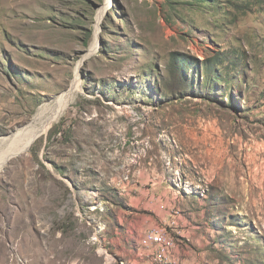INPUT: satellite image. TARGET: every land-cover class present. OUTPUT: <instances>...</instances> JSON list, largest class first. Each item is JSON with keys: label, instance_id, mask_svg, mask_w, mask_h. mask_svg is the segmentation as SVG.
<instances>
[{"label": "rangeland", "instance_id": "374dc122", "mask_svg": "<svg viewBox=\"0 0 264 264\" xmlns=\"http://www.w3.org/2000/svg\"><path fill=\"white\" fill-rule=\"evenodd\" d=\"M231 52L239 72L206 74ZM78 65L64 116L0 168V264H160L152 234L161 262L184 241V264H264V0H0V152ZM174 191L189 242L160 223Z\"/></svg>", "mask_w": 264, "mask_h": 264}, {"label": "bare ground", "instance_id": "6f19581e", "mask_svg": "<svg viewBox=\"0 0 264 264\" xmlns=\"http://www.w3.org/2000/svg\"><path fill=\"white\" fill-rule=\"evenodd\" d=\"M100 14L97 19L94 32V41L89 49L87 57L95 54L98 50L97 35L99 34V23L101 19ZM90 58V57H89ZM79 65L75 68L74 79L68 90L62 92L60 95L54 97L50 103L40 106L37 112L32 117L31 121L19 129L17 133L12 136L5 149L0 152V168H3L6 161L16 155L25 153L32 143L42 137L48 132L51 126L66 112L69 105L78 93V72Z\"/></svg>", "mask_w": 264, "mask_h": 264}, {"label": "crops", "instance_id": "0c3cea01", "mask_svg": "<svg viewBox=\"0 0 264 264\" xmlns=\"http://www.w3.org/2000/svg\"><path fill=\"white\" fill-rule=\"evenodd\" d=\"M256 111L253 113V115L251 116L252 121L251 123L255 126H258L259 123L261 122V120H264V109L262 108H258L257 106H255ZM181 192V190H180ZM162 192L158 193L156 192L153 196L154 199L151 198V202H153L155 205V208L158 209V206L160 207V205H162L163 203V198H162ZM181 193H178V191H174L173 195L171 196L172 198V203L174 205H178V206H174L172 204V211H170L169 208H167V211H163L160 215V223L166 226H174V228H177L178 233L180 234L181 237L185 238L187 240V242H189L190 240V229L189 227H191V222L189 221V219H191L192 217L189 215V208H181V201L183 200L180 197ZM202 202L205 203V200L202 199ZM159 204V205H158ZM158 205V206H157ZM150 206V201H148V203L146 204L145 208H148ZM208 210V205H204V208L202 209V226L204 227L206 225L207 221L209 223V217L208 215L206 216V211ZM204 229V228H203ZM203 230L197 234V239L199 238L200 241H203L201 239V237H203ZM138 241H134L131 240L130 238L124 239L120 244L114 243L115 244V248L118 249L117 247H120V252H122L123 256L126 257H135V249H136V245ZM117 244V245H116ZM183 247H181L182 251L179 250V246H175L173 248V250L170 252V254L167 255L166 257V261L164 262H160V264H184L182 260L186 259L185 257H189V250H185L184 247L187 248L188 244L185 243L183 241L182 244ZM145 256L141 255V262H144L145 264L149 263L152 264V260L150 259L148 252L144 253ZM151 254V252H150ZM147 262V263H146ZM154 264H159V263H154Z\"/></svg>", "mask_w": 264, "mask_h": 264}, {"label": "trees", "instance_id": "16d2710c", "mask_svg": "<svg viewBox=\"0 0 264 264\" xmlns=\"http://www.w3.org/2000/svg\"><path fill=\"white\" fill-rule=\"evenodd\" d=\"M168 1H175V0H168ZM188 2H190L192 5H207V6H212V7H218L219 3L221 2V0H187ZM232 55L235 58H228L227 56ZM229 55L224 56V53L221 55H219L217 58V60L213 61L212 63H206L205 62V69H207L208 71L206 72V74L211 75L212 77H216L219 78L220 75L217 73V68L219 66H221L222 64H226V66H228L229 68H234V70H236V72L240 71V68L243 67L242 65V56L231 52ZM175 61H178V59H174ZM184 61V64H189L187 63L184 59L182 60V63ZM190 66H193L192 63L189 64ZM194 68V67H192ZM229 81L231 80H225V83H229Z\"/></svg>", "mask_w": 264, "mask_h": 264}, {"label": "built area", "instance_id": "2783aa9c", "mask_svg": "<svg viewBox=\"0 0 264 264\" xmlns=\"http://www.w3.org/2000/svg\"><path fill=\"white\" fill-rule=\"evenodd\" d=\"M154 237H150L149 238V242H155V244L157 245H160L162 246V250H159L157 249L156 250V254H155V259L159 262L163 261L164 260V257H165V246H164V243H165V238L162 237L161 235L159 234H152ZM147 242V241H146Z\"/></svg>", "mask_w": 264, "mask_h": 264}]
</instances>
